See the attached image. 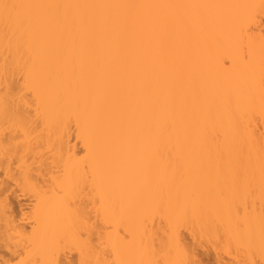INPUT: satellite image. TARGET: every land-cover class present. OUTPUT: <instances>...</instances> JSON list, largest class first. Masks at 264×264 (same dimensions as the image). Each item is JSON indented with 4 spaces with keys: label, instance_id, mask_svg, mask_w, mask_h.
<instances>
[{
    "label": "bare ground",
    "instance_id": "1",
    "mask_svg": "<svg viewBox=\"0 0 264 264\" xmlns=\"http://www.w3.org/2000/svg\"><path fill=\"white\" fill-rule=\"evenodd\" d=\"M1 171L0 264H264V0H0Z\"/></svg>",
    "mask_w": 264,
    "mask_h": 264
},
{
    "label": "rangeland",
    "instance_id": "2",
    "mask_svg": "<svg viewBox=\"0 0 264 264\" xmlns=\"http://www.w3.org/2000/svg\"><path fill=\"white\" fill-rule=\"evenodd\" d=\"M0 174H3L2 173V171H1V173ZM2 177H3V179H2ZM6 178V179H5ZM10 178V177H9ZM7 179V177L6 176H4V175H0V180H1V182H0V186H2V187H0V193L2 192L3 193V196H1V197H3L4 198V196H6V198L9 200V206H10V204H11V209H15V210H12V211H10V212H13L14 211V215H16L15 213L17 212V213H19L18 211H22L23 210V208H24V211L23 212H26L28 209H26V208H29L30 207V201H26V200H29V197H27L28 195H26V196H24V193L22 194V193H20V190H18L19 189V187L17 186V185H15V183L13 184V183H10V182H12V179L10 178V179ZM2 180H3V182H2ZM10 180V181H9ZM4 181L6 182V185H5V183H4ZM9 181V182H8ZM2 183H3V185H2ZM8 184V185H7ZM6 187H5V186ZM10 185H11V187H10ZM6 188V189H5ZM11 188L13 189V190H11ZM7 190V191H5V192H3L2 190ZM16 189V190H15ZM18 190V191H17ZM9 191V192H8ZM13 193H12V192ZM14 191H15V193H14ZM7 192V193H6ZM6 194V195H5ZM20 195V196H19ZM9 196H11V197H9ZM17 196V197H16ZM24 197V198H23ZM17 198V199H16ZM14 199V200H13ZM7 200V201H8ZM29 202V203H28ZM16 204H17V206H16ZM29 206V207H28ZM16 207V208H15ZM9 208V209H10ZM17 208H18V210H17ZM9 212V213H10ZM11 214V213H10ZM28 227V226H27ZM3 247V246H2ZM0 248V259H6V258H8L9 259V257L11 256L10 255V253H9V255H8V252H7V249L5 248V247H3V248ZM3 249H5V250H3ZM197 250L199 251V252H197ZM2 251V252H1ZM4 251H6V252H4ZM201 251H203V252H201ZM196 252L198 253L197 254V258H198V260H201V264H203V263H205V264H215L216 263V259H215V257H214V254H213V252H212V250L210 251V249H207V248H202L201 249V247L200 248H196ZM201 252V253H200ZM212 252V253H211ZM68 252L65 254V258H67V259H65L66 261H65V263L67 262V263H72V264H74L75 263V260L73 259V258H76V257H74V254H75V252H73L72 251V253L70 254H68ZM199 254H201V255H199ZM8 255V256H7ZM70 255H71V257H70ZM5 256H7V257H5ZM73 256V257H72ZM75 256H76V254H75ZM201 258H200V257ZM2 257V258H1ZM5 257V258H4ZM69 259H70V261H69ZM74 260V261H73Z\"/></svg>",
    "mask_w": 264,
    "mask_h": 264
},
{
    "label": "snow or ice",
    "instance_id": "3",
    "mask_svg": "<svg viewBox=\"0 0 264 264\" xmlns=\"http://www.w3.org/2000/svg\"><path fill=\"white\" fill-rule=\"evenodd\" d=\"M5 7L7 8L8 6L5 5ZM242 53H243L242 58L246 60L247 57H248V52L246 50H243L242 49ZM83 219L86 221L87 220V217L84 216ZM52 264H61V262L60 261H54V262H52ZM80 264H90V262H87V261L82 260L80 262Z\"/></svg>",
    "mask_w": 264,
    "mask_h": 264
}]
</instances>
